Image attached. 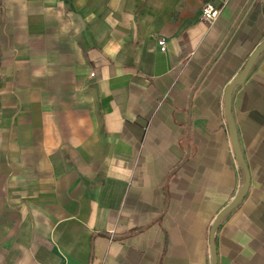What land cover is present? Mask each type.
Wrapping results in <instances>:
<instances>
[{
    "label": "crops",
    "instance_id": "0c3cea01",
    "mask_svg": "<svg viewBox=\"0 0 264 264\" xmlns=\"http://www.w3.org/2000/svg\"><path fill=\"white\" fill-rule=\"evenodd\" d=\"M208 2L0 0V264H211L264 0ZM231 101L217 264H264V53Z\"/></svg>",
    "mask_w": 264,
    "mask_h": 264
},
{
    "label": "water",
    "instance_id": "95a60500",
    "mask_svg": "<svg viewBox=\"0 0 264 264\" xmlns=\"http://www.w3.org/2000/svg\"><path fill=\"white\" fill-rule=\"evenodd\" d=\"M262 53H264V41H262L250 53L245 63L243 64L241 70L229 81L224 91L223 112H224V118L226 121L229 141H230L233 155L236 159L237 166L241 170L244 179H243L242 185L240 186L238 192L233 197V199L226 205V207H224L215 216V218L213 219L211 223L210 233H209V250H210V256H211V264H217L216 246H215V241H214L216 232L220 224L223 222V220L244 200V198L246 197L249 191V186H250V173H249L246 161L244 159V156L242 155V152L239 146L235 121H234V118L232 116V111H231L232 92L237 86H240L244 83L248 74L252 70L255 62L262 55Z\"/></svg>",
    "mask_w": 264,
    "mask_h": 264
},
{
    "label": "built area",
    "instance_id": "2783aa9c",
    "mask_svg": "<svg viewBox=\"0 0 264 264\" xmlns=\"http://www.w3.org/2000/svg\"><path fill=\"white\" fill-rule=\"evenodd\" d=\"M220 6H216L213 2H208L204 4L201 9L200 21L205 24L212 25L220 16L222 7L228 0H214ZM157 46L161 52L166 50V40L163 37H158L156 40ZM94 73L90 74V77H94Z\"/></svg>",
    "mask_w": 264,
    "mask_h": 264
}]
</instances>
